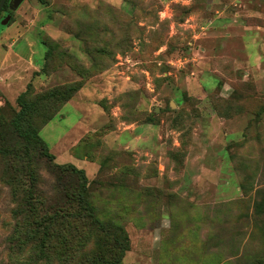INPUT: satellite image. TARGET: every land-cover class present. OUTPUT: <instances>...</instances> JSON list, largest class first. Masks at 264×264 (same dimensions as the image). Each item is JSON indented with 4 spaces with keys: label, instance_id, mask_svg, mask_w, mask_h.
I'll use <instances>...</instances> for the list:
<instances>
[{
    "label": "rangeland",
    "instance_id": "1",
    "mask_svg": "<svg viewBox=\"0 0 264 264\" xmlns=\"http://www.w3.org/2000/svg\"><path fill=\"white\" fill-rule=\"evenodd\" d=\"M10 1L0 138L28 85L32 123L45 104L56 112L30 179L13 182L0 156V264H64L58 243L33 246L17 209L35 188L69 206V165L97 215L122 227L120 264H264V0ZM54 89L71 96L50 104ZM82 231L65 264L117 256L113 237Z\"/></svg>",
    "mask_w": 264,
    "mask_h": 264
},
{
    "label": "trees",
    "instance_id": "2",
    "mask_svg": "<svg viewBox=\"0 0 264 264\" xmlns=\"http://www.w3.org/2000/svg\"><path fill=\"white\" fill-rule=\"evenodd\" d=\"M41 2L44 3L45 0H41ZM7 3L8 0L3 8H6ZM29 86L18 97L20 108L10 120L9 138L6 140L0 138V156H6L7 168L16 173L15 176H12L13 182L18 181L19 178L30 179L38 153H47L46 146L39 136V129L56 112V107L45 104L42 107L41 120L32 123L31 117L37 113V108H35L33 102L26 99L30 93ZM44 95L50 104H56L66 101L71 96V93L54 89L46 91ZM69 166H71V172L77 173L79 177L77 199L73 200L69 206L65 205V203L48 206L44 193L38 188L26 190V192L23 191L21 204L25 209L22 211L17 209V214L25 217V219H32L28 220L29 224L33 226L35 234L39 235L37 242L33 246L36 249L39 248L38 250L42 253H47L52 247V242L58 243L59 251L63 255L62 260L65 264L67 262L66 259L70 258L69 252L74 254L88 243L90 236L82 230L91 226L104 232L105 237H113L112 242L118 248L117 256L104 258L105 256L103 255H97L85 258L82 263L95 264L101 261L103 264H120V259L124 252L123 245L126 241L124 239L119 241L113 235L122 234V227L110 219H102L97 215L95 206L87 196V182L84 172L73 165ZM52 228L58 229L56 230L58 234ZM39 229L43 230V232Z\"/></svg>",
    "mask_w": 264,
    "mask_h": 264
},
{
    "label": "water",
    "instance_id": "3",
    "mask_svg": "<svg viewBox=\"0 0 264 264\" xmlns=\"http://www.w3.org/2000/svg\"><path fill=\"white\" fill-rule=\"evenodd\" d=\"M7 0H0V12H1V10H2V8H3V6H4V4H5V2H6ZM21 1L22 0H11L10 1V8L11 9H15L20 3H21ZM10 18H11V14H6L3 18H2V20H1V24H7L8 23V21L10 20Z\"/></svg>",
    "mask_w": 264,
    "mask_h": 264
}]
</instances>
